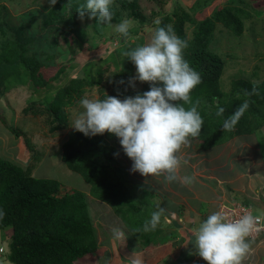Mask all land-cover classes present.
<instances>
[{"label": "trees", "instance_id": "trees-1", "mask_svg": "<svg viewBox=\"0 0 264 264\" xmlns=\"http://www.w3.org/2000/svg\"><path fill=\"white\" fill-rule=\"evenodd\" d=\"M114 1L133 9L134 14L139 7L138 0ZM229 1L246 4L245 0ZM2 2L0 0V94L19 86L44 92L42 98L35 101V104L29 103L23 112L43 114L50 131L67 128L70 124L67 108L77 104L89 88L102 86L107 72L111 70L108 82L121 94L137 95L149 90V83L139 91L128 89L129 80L136 68L123 53L145 44V39L138 35V30L135 31L139 36L137 41L127 40L128 36L120 47L106 56L91 58L83 65L71 63L77 53L94 48L87 46L90 43L88 31L77 21L79 16L76 10L86 0H70V3L68 0H58L54 7L43 11L42 25L44 28L49 27L51 31L65 25L69 33L61 35L66 41L63 49L44 53L46 61L52 59L59 65L56 74L46 79L40 71L46 66V61L31 52L29 44L34 37L28 34L26 22L13 24L8 18V6ZM112 11V21H115L118 13L113 9ZM173 15L176 16L172 25L175 33L187 40L189 45L184 50V57L202 77V82L191 92V97L193 101L200 100L198 111L204 123L199 136L190 138L191 143L199 140V149L207 153L230 138L247 133L255 134L261 144L262 138L264 139V80L254 81L247 77L231 79L230 89L225 90L222 85L223 73L227 58L232 54L219 53L212 47L217 41L215 31L218 23L228 29L229 33L240 36L244 31V19L252 16L251 11L246 7L230 5L216 8L210 16L200 20L184 9L181 12L174 10ZM92 20L95 29L102 30L106 26ZM187 23L196 25L191 37L186 34ZM164 25L168 24L162 19L158 27ZM77 69L79 75L71 77V72ZM57 80L59 82L54 84L53 81ZM253 87L258 88L260 94L246 96L245 90L251 91ZM245 101L250 102L248 109L232 131H225L224 120L233 115ZM38 103L42 107L38 108ZM218 106L225 110L221 116L216 114ZM10 128L17 136L20 135L16 127ZM114 137L115 135L107 132L103 135L85 136L72 130L63 143L62 159L70 170L79 173L89 184L90 194L96 200L108 204L114 214L121 218L125 229L133 235L130 242L140 249L152 250L160 234L162 236L165 233L169 239H174L176 232L164 225L167 222L164 212L154 231L142 230L152 213L161 208L158 202L160 193L152 184L133 175L127 166L131 160L126 154L128 161L122 159L118 150L121 146L119 139ZM27 145L32 150L33 157L38 159L39 152L30 139H27ZM116 153L119 155H115ZM61 188L62 184L57 179L35 176L30 163L18 164L0 156V210L4 213L0 218V231L3 239L10 240L8 257L14 264H77L78 260L87 255H96L101 249L89 195L75 188L61 192ZM137 229L141 230L136 231ZM121 247L126 251L124 244ZM109 257L110 253H105L101 264H108Z\"/></svg>", "mask_w": 264, "mask_h": 264}, {"label": "rangeland", "instance_id": "rangeland-1", "mask_svg": "<svg viewBox=\"0 0 264 264\" xmlns=\"http://www.w3.org/2000/svg\"><path fill=\"white\" fill-rule=\"evenodd\" d=\"M138 2L139 7L136 8V13L134 14L133 9H129L120 2L114 1L112 9L117 11L118 15L116 16V20L111 23L112 25H116L124 19H130L134 26L130 29L129 34H133V36L129 35L127 40L131 42L137 41L138 35H141L144 37L145 43L151 39L155 29L158 27V25L154 23L157 18H160V21L162 19L166 20L167 24L173 25L176 19V16L173 15L174 10H179V12H181V9H184L194 15L196 19L200 20L201 18L210 16L216 8L230 5L246 7L251 11L252 16L244 19L243 34L235 36L229 33L228 29L221 23H218L215 31L217 41L212 44V47L219 53L227 52L232 54L229 59L227 58V65L223 73L222 85L225 90L230 89L231 79L247 77L254 81L264 80V0H245L246 4H242L239 1L233 3L229 0H162V2H157L156 0H138ZM2 3L8 6V18L13 24H20L23 23V21L26 22L28 34L34 37V40L29 44L31 52L35 53L39 59L46 61L44 53H54L63 49L62 46L66 44V41L61 35L62 33H69L68 27L60 25L56 27L54 31H51L49 27L44 28L42 25V13L46 8H49L47 0H3ZM77 21L80 26H84L88 31L90 43L87 46H94V48L89 50L85 49L80 54L77 53V56L74 57L71 63L83 65L85 61L91 58L98 59L101 56H106L116 47H120L121 43L126 40L125 37L115 32L111 26L106 25L102 30H98L94 28L92 19L84 18V20H81L77 17ZM187 24L186 34L191 37L193 28L196 25ZM137 30L139 31L138 35L135 33ZM58 42L60 44H57ZM45 63L46 66L42 67L40 71L46 79H49L56 74L59 65L52 59L47 60ZM112 71L113 70L107 72L106 79L102 86L89 88L82 98H98L102 100L108 95L123 100L127 97L118 90L116 91L114 85L108 82V78L112 75ZM79 73L78 69L74 70L71 72V77L77 76ZM135 75L136 70L134 71L133 77ZM58 82V80L53 81L54 84ZM146 83L147 82L141 83L136 81L135 87L129 86L128 89L139 91ZM262 85L264 86V82ZM43 95L44 92H35L28 86L14 87L10 91L0 94V156L18 164L30 163L32 172L37 177L59 180L63 184L61 192L75 188L89 195V205H91L93 222L97 229V238L101 249L98 250L96 255H87L83 259L78 260L77 264H101L107 252L110 253L108 264H124L121 260V258L125 260L123 256L124 252L120 248V244L126 243L127 247L132 245V243L128 241L131 234L130 231L125 229L121 218L114 214L108 204L96 200V198L90 194L89 184H87L79 173L70 170L62 159L63 143L68 139L70 131L75 130L71 125L79 114L84 111L80 104L82 98L79 99L77 104L67 108L69 113V126L65 129L52 132L49 130V124L45 121V116L43 114H34L30 112L25 114L23 112L24 108L27 107L29 103L35 104V101L42 98ZM135 95L136 94L129 96ZM38 104V108L42 107L40 103ZM262 109L264 110V105ZM12 126L18 129L20 135L17 136L15 134L10 128ZM258 134H260L259 131ZM251 136L252 134L247 133H244V136L241 134L237 137L234 136L229 139V145H231L236 138H239V141L242 139L245 145L248 143L249 146L247 148L250 149L252 146L250 144L252 143L250 141ZM114 138H116V136ZM27 139H30L39 152L38 159L33 157V152L27 145ZM111 141L114 140L112 139ZM261 145V151L264 154L263 138ZM236 146H238L237 143ZM199 148H201V144L200 141L197 140L194 143H190V146L181 149V154L187 163L181 164L178 170L179 173L185 172L188 165L194 167L193 169H200L201 166L202 169H207L213 166L212 161H214L213 158L215 159L217 157V150H213V148L206 153ZM118 150H120L122 159L124 158L125 161H128L121 146ZM231 151L233 150H224L221 147L218 154L224 157V154L228 155ZM257 154L258 153H251L254 157ZM233 155L235 156V154ZM127 166L130 170L132 161H129ZM237 168L239 167H232L230 171H234ZM132 173L137 178L152 184L157 192L174 198V196L167 191V188H171V183L166 182L164 176L150 175L145 177L139 172ZM201 186L203 187L204 184L201 183ZM206 188L207 187H205V189ZM206 192H208L207 189ZM158 202L161 204V200ZM224 204L221 205L220 209L225 206ZM169 224L168 220L166 224L164 223L165 226H169ZM114 228L121 229L124 233V237L116 238L113 233ZM2 236V232L0 231V248L3 247L5 250L2 252L0 249V264H14L8 257L10 240H5ZM155 248L145 252L147 255L151 254L149 256L151 260H158L157 258L161 255L158 254L159 256H155L153 252H156L158 247ZM105 249H107L106 252ZM168 250H172V248L168 247ZM138 257L133 255L131 257L132 262L138 259L142 264H145V260ZM159 260L161 263L164 262L161 257H159Z\"/></svg>", "mask_w": 264, "mask_h": 264}, {"label": "clouds", "instance_id": "clouds-1", "mask_svg": "<svg viewBox=\"0 0 264 264\" xmlns=\"http://www.w3.org/2000/svg\"><path fill=\"white\" fill-rule=\"evenodd\" d=\"M47 2L52 8L58 0ZM68 2L70 3V0ZM113 2L114 0H86L76 12L81 20L85 17L95 19L97 24L111 26L121 36L128 37L130 29L134 26L133 22L124 19L112 25ZM154 23L160 25V18ZM188 46L187 40L181 39L171 24L157 27L147 43L123 53L136 68V75L129 80L130 86L135 87L136 81L147 82L150 85L149 90L135 96H127L123 100L108 95L102 100L82 98L80 104L84 111L73 121L71 127L85 136L103 135L106 132L115 135L124 153L132 161L131 172H139L145 177L164 176L168 183L177 180L184 185L194 183L195 176H178L181 164L187 163L181 149L190 146V138L199 136L204 123L198 111L200 100L193 101L191 97V92L202 82V77L184 57V50ZM259 94L256 87L251 91L245 90V95L249 97ZM249 103L245 101L233 115L224 120L225 131L235 128ZM224 111V108L218 106L217 116L223 115ZM115 155L118 156L119 153ZM239 204L252 208L242 202H231L225 206ZM163 212V208L153 212L150 220L143 224L142 230L154 231L160 224ZM3 215L0 210V218ZM261 220L264 225V212L259 215L245 213L236 220L227 219L220 211L213 212L195 229L194 247L197 254L207 264H242L251 249V244L246 238ZM113 233L116 238L124 237L119 228H114ZM131 235L129 242L133 239ZM121 244H124L125 250L131 249L127 254L123 251L125 260H121L124 264H130L133 255L147 251L140 249L136 244L129 247L126 243ZM121 244L120 248L123 249ZM0 249L5 251L3 247ZM137 249L139 251L134 252ZM133 264L142 262L137 259Z\"/></svg>", "mask_w": 264, "mask_h": 264}, {"label": "crops", "instance_id": "crops-1", "mask_svg": "<svg viewBox=\"0 0 264 264\" xmlns=\"http://www.w3.org/2000/svg\"><path fill=\"white\" fill-rule=\"evenodd\" d=\"M250 141L252 142L250 149L247 148L249 144L245 145V142L242 139L239 141V138H236L231 145L228 141L226 145L223 143V146H216L217 157L213 158L211 168L202 169L200 165V169L197 167V169H193L194 167L188 165L185 172H178L180 177L195 176V182L190 185L181 184L179 180L171 182V188H167V191L174 198L159 192L161 208H164L166 219L170 223L168 227L176 232L174 239H169L164 233L162 236L160 234L156 240L155 247H158V250L153 253L155 256L161 254L159 257L163 258L164 262L161 263L159 257L157 258L159 262L156 259L151 260L149 257L151 254L147 255L145 252L143 255L136 254L135 256L144 259L145 264H207L197 254L194 247V233L208 215L217 211L221 212V205L231 202L250 205L256 215L264 212V154L257 136L252 134ZM221 147L224 150L233 151L228 155L224 154V157L219 156L218 152ZM251 151L258 154L254 157L251 155ZM236 166L239 168L230 171L232 167ZM201 183L204 184L203 187ZM246 239L250 242L251 249L242 264H264V229ZM168 247H171L172 250H168ZM130 250L127 249L125 253L127 254ZM138 251L139 249L134 252ZM130 264L133 262L131 261Z\"/></svg>", "mask_w": 264, "mask_h": 264}, {"label": "built area", "instance_id": "built-area-1", "mask_svg": "<svg viewBox=\"0 0 264 264\" xmlns=\"http://www.w3.org/2000/svg\"><path fill=\"white\" fill-rule=\"evenodd\" d=\"M221 212L227 217L229 220H236L239 219L242 215L245 213H252L251 208L244 206V205H234V206H224L221 209ZM263 221H259L253 228V230L250 232L249 236H253L255 234H258L261 229L264 228V225L262 223Z\"/></svg>", "mask_w": 264, "mask_h": 264}]
</instances>
